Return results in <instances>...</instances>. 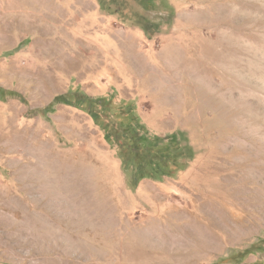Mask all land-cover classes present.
Wrapping results in <instances>:
<instances>
[{"label": "rangeland", "instance_id": "rangeland-1", "mask_svg": "<svg viewBox=\"0 0 264 264\" xmlns=\"http://www.w3.org/2000/svg\"><path fill=\"white\" fill-rule=\"evenodd\" d=\"M167 3L148 39L97 0H0V86L25 101L0 99V264H264V0ZM69 91L195 158L131 188L91 114L39 112Z\"/></svg>", "mask_w": 264, "mask_h": 264}, {"label": "trees", "instance_id": "trees-1", "mask_svg": "<svg viewBox=\"0 0 264 264\" xmlns=\"http://www.w3.org/2000/svg\"><path fill=\"white\" fill-rule=\"evenodd\" d=\"M97 1L102 12L117 15L124 22L128 18L148 39L161 32L164 23L171 25L176 13L167 0H135L144 12L133 13V17L125 14L127 4L124 0ZM161 5L163 10L159 8ZM8 97L24 101L18 92L0 86V99L5 100ZM57 105H75L94 117L96 124L104 131L106 142L116 149L122 171L133 189L145 179L163 181L165 178H175L185 171L189 162L195 158L196 152L185 132L174 133L168 138L152 135L137 113H115L107 103L94 100L79 91L58 95L52 104L39 112L44 115L53 113ZM252 253L249 249L239 254L238 264Z\"/></svg>", "mask_w": 264, "mask_h": 264}, {"label": "bare ground", "instance_id": "bare-ground-1", "mask_svg": "<svg viewBox=\"0 0 264 264\" xmlns=\"http://www.w3.org/2000/svg\"><path fill=\"white\" fill-rule=\"evenodd\" d=\"M232 41H233V39H232ZM233 43V42H232ZM234 44V43H233ZM254 49V48H253ZM250 52V51H249ZM175 52H173V51H170L169 53H167V58L168 59H171V58H174V56H175V54H174ZM260 54V53H259ZM256 58V57H255ZM236 59V58H235ZM245 59V58H244ZM237 60V59H236ZM252 61V60H251ZM233 62V61H232ZM232 62H230V63H232ZM253 62V61H252ZM236 63V62H235ZM249 63V62H248ZM225 65H227V64H225ZM184 66V65H183ZM231 67H234L233 65L231 66ZM241 67V66H240ZM226 68H227V66H226ZM236 70V69H235ZM193 71V70H192ZM231 71V70H230ZM263 72V71H262ZM193 77H194V80L197 82V83H200V84H202V85H204V86H207L208 87V82L210 83V81L206 78V77H204V76H202V75H199V74H195L194 73V75H193ZM211 84V83H210ZM210 86V85H209ZM206 89V88H205ZM209 88H207V90H208Z\"/></svg>", "mask_w": 264, "mask_h": 264}]
</instances>
